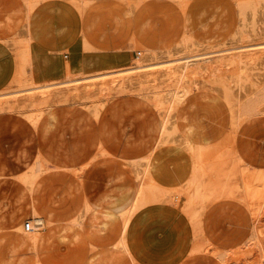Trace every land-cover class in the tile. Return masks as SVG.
<instances>
[{
    "label": "crops",
    "instance_id": "obj_1",
    "mask_svg": "<svg viewBox=\"0 0 264 264\" xmlns=\"http://www.w3.org/2000/svg\"><path fill=\"white\" fill-rule=\"evenodd\" d=\"M88 1L91 4L77 21L75 37H70L66 42H62L63 44L61 43L59 48L51 41L67 38L71 32L69 25L61 23L60 18L58 22H44L43 17H39L35 7L33 8L29 20V31L31 41H34L36 49H38L32 56L31 65L34 73L39 69L36 66L38 59L47 63L51 59H56L57 54L75 48L79 42L93 50L92 53L83 56L81 54L84 72L90 74L104 70L106 63L112 66L124 64V61L119 60L118 62L113 59L116 52L121 50L124 44H136L142 49L151 51L173 48L184 37L185 26L195 38L209 44L221 43L227 37V33L220 32L221 27L218 26L214 18L212 21L209 19L208 22L194 23L193 15L190 13L191 9L184 12L181 20L180 11L173 8L175 12L172 14L180 15L177 18V24L164 22L169 11L162 13L161 6L163 5L165 8L169 6L165 3L166 0H142L141 4L126 8L119 6L117 0ZM129 8L133 9L132 14L131 12L128 13ZM58 10L55 7V12ZM49 14L52 15V12L49 11ZM55 14L59 17V14ZM48 37L51 38L48 39ZM8 50L5 45L0 46V56H8ZM106 55H108V59H105ZM67 58L65 54L64 59ZM52 71V75L61 76V65L59 64ZM4 83L6 82L0 86L5 85ZM193 95L195 97L190 96L180 108L178 127L182 128L188 124L195 128L204 126L205 131L214 133H217L219 128L228 127L230 119L226 118L222 110L219 113L221 105H217L218 102H215L214 96L206 93ZM132 98H124L120 103L127 105L122 111L135 112V115L133 114L128 118L122 117V119L116 116L112 123L113 128L105 120L103 122L99 120L100 117L99 121L95 122L94 119L96 120V118H92L87 112L85 117L86 119L92 118L89 121L91 125L87 124L88 120L82 119L78 126L81 129L80 135H55L52 138L51 130L57 122L55 114V106L57 105H54L43 113V120L39 121L40 117L36 123L32 124L36 125L40 122L39 129L35 127V133L38 129L40 138L48 135L45 145L43 142L42 145L29 148L26 147L29 143L27 140L16 149L7 145V152H4L1 146L0 264H7L10 259L13 264H19L17 261L19 258H21L20 264H34L33 257H38V253L40 255L39 264H51L50 256L57 255L61 246L65 245L67 248L78 241L84 243L85 239L95 240L94 244L97 246L94 247L98 250L93 260H90L88 264H132L128 257L113 247L121 236L122 227L119 221L122 218L116 213L118 205L115 203L118 194L123 189H128L131 194L137 189V180L130 169L126 167V164H130L132 160L142 158L147 154L150 146H146L144 143L154 142L149 139L152 137H147L148 130L156 126L158 122L157 115L153 119L152 113L154 111L146 101L136 99V97ZM133 105L135 108L132 107ZM58 106H64L66 111L78 109L77 105L70 103ZM250 119L241 123L237 129L234 139L235 152H237V157L247 166L264 170V115L253 116ZM88 127L93 129L92 133ZM111 129H121L123 134L110 135ZM216 140L218 138L204 142L199 137H191L190 141L197 146H206L214 145ZM99 142L109 153V160L89 167V162L97 151ZM51 143L56 144L53 147L50 146ZM109 143L119 146L112 150L107 146ZM182 155L185 154L177 152L171 157L172 162L175 165H183L186 162L190 164V158ZM110 157L118 161H114ZM96 160L100 161V158L97 157ZM8 163L11 165L9 166ZM47 166L50 168L43 171ZM70 172L76 175L86 172L87 174L81 182L71 183L68 180ZM42 174H55L57 176L65 174L64 194L60 198L56 194L54 198L50 197L44 206L43 213L40 211L41 205L38 196L41 181H37L38 176ZM157 175L159 176L158 171L155 176ZM13 177H18L23 187L20 188L21 192L16 196L14 203H10L8 185L9 179ZM73 185H75L76 191ZM77 192L80 195V205L65 210L64 217L58 215L57 207L70 205L69 201L74 200L75 195L73 193ZM84 198L86 202H84ZM86 206L88 211L83 216L82 211ZM28 215L27 220L34 215L41 221L49 222L50 226L44 229L43 238L36 254L27 248L31 253L25 254L23 250L13 253L11 249L20 239V233L14 227L19 225L23 227L27 221L23 222V219ZM80 216L83 217L77 223ZM200 223L202 234L212 247L210 250L220 248L219 253L215 256L210 252L184 254L187 243L186 227L184 221L175 214L174 210H156L145 214L136 223L132 237L133 245L140 255V264H223L219 260V256L225 257L228 250H233L247 242L251 218L241 205L224 199L210 204L204 211ZM83 225L84 232H81L79 229ZM64 226L73 227H70V231L64 232L61 229ZM166 241L168 244L165 246ZM156 243L159 248L155 245ZM160 243L164 245L162 246ZM166 248L167 250H164Z\"/></svg>",
    "mask_w": 264,
    "mask_h": 264
},
{
    "label": "rangeland",
    "instance_id": "obj_2",
    "mask_svg": "<svg viewBox=\"0 0 264 264\" xmlns=\"http://www.w3.org/2000/svg\"><path fill=\"white\" fill-rule=\"evenodd\" d=\"M117 1L119 6L126 8L130 6L135 7L141 4L142 0H117ZM165 3H167L169 6L165 8V6L162 5L161 11L162 13H166L167 10L169 12H167L168 16H166L164 22L170 24L171 23L177 24V18H179L181 15L180 19L182 20L184 12L191 9L192 11H190V13L193 15L194 23H199L204 21L208 22L209 19H211L212 21V19L214 18L216 19V23L218 24V26L221 27L220 32L223 34H225L226 32L228 34L230 30L234 31L237 22L236 13L239 12V10L240 12L242 11L243 13V10L247 9V10H251V13L255 14V10L257 7L259 6L264 7V0H166ZM90 4L91 2H89L88 0H0V46L5 45L9 49L7 51L8 56L7 55L0 56V84L6 82L4 83L5 85L0 86V93L6 94V96H3V99L1 100L2 106L0 109V148L2 146V150L4 152H7L6 150L7 145L8 146L10 145L14 149H16L21 145H23V142L27 140L29 141V143L28 145H26V147L28 146L29 148H33L35 146H38L39 144L42 145L43 142L44 145L47 143L48 135L45 137L41 136L40 138V134H38L40 122L39 124L37 123L36 125H32V124L36 123V121L40 117L41 118L39 121L43 120V113L46 111V106H48L46 102L50 99V97L48 96L49 93H46L43 96H41L42 98L36 105L23 106L21 109L17 111L13 110L14 108L13 105L16 102V99L22 98L25 95L29 94L30 92L27 91L32 87L39 88L60 82L61 81V79H59L60 76L52 75L53 72L52 70L55 69L56 66H59L60 64L62 67V71L71 69L83 63L81 59V54L83 56L88 53H92L91 51H93L79 42L75 48L57 54L56 59H51L50 60L51 62L49 61L47 63H44L41 59H38L36 66L39 69L35 71V73L34 71H32V74H30L31 72H29L28 67L32 62L33 54L38 50L36 49V45L34 41H31V36L29 31L30 28L29 20L33 8L35 7L34 9H36V14L40 15L39 17H43L44 22L51 21L52 23H54V22H58V19L60 18L59 21L61 23H65L69 25L71 32L69 33V36L67 38L59 39L58 41L56 39H53L51 41L54 42L56 46H58L57 48H59V46L63 44L62 42H66V40H68L70 37L72 38L75 37L77 33L76 31L77 21L78 19L81 18V16L90 6ZM55 7L59 9L57 12H55ZM173 8L180 11L179 12L180 15L179 14L173 15L172 13L175 12ZM49 11L52 12V15L49 14ZM130 12L132 14L133 12L132 8H129L128 13ZM55 13L59 14V17H57ZM127 16L129 17V14H127ZM15 17L16 18L22 17L21 20L23 19L24 21L25 20L28 21V33L30 36L29 39L24 35L23 30L17 31V29H15L14 27L12 28L11 26H8V28L6 29H2L1 26L2 24L5 23V22L3 23L2 21L6 19L12 20ZM20 23H22V21H20ZM24 27L25 25L23 26V28ZM50 36L52 37V35ZM51 37H48V39ZM181 40L179 41V43L181 42ZM262 42H264V40L254 41L249 44H258ZM179 43H177L173 48L169 50L164 49L167 53H171L172 55L167 60H172L176 58L173 49H175L179 45ZM225 47L226 46H224L223 48ZM51 51L53 50L51 49ZM159 52L160 50L151 51V50L142 49L138 47L136 44L134 45L124 44L122 49L116 52L113 58L115 61L117 60L118 62L119 60L124 61L125 62L124 64H121L119 66H112L109 63L108 64L106 63V67L104 70L82 76L87 77L90 75H98V74L102 75V73L103 74L114 73L124 69H128L133 67L131 66V63H133L137 59V56H143L150 53L152 54ZM65 54L68 57L67 59H64ZM108 58H109L108 55H106L105 59ZM111 77L112 76L105 77L103 79L104 82L108 84ZM31 83L35 85H30ZM197 91H194L191 94V96L195 97L193 94L198 95L199 93H206L207 95H210L212 97L217 96L216 93L210 90L200 89ZM109 97L110 99H108L106 104L101 109L98 110L97 117H94L90 113L89 108L85 107L84 105H77L78 109H72V111H66L64 110L66 109L64 106H58V105L61 104L64 105L65 103L69 104L68 101L62 100L54 104L57 105L55 106L56 107L55 114L57 116V122L51 130V137L53 138L55 137V135L56 136H60V135L67 136L73 134L80 135L81 129L78 126L80 125V121L82 119L88 120L87 122L88 125H91L89 121L92 118H96V120L94 119L95 122L99 120L103 122L105 120L108 123V125H110L111 128H113L112 123L115 120L114 118L116 116L122 119V117L128 118L133 114L135 115V112L129 113L128 111H122L125 109V107H127L125 103H120L122 102V100H124V98L133 99L132 97H136V99L138 98L146 101L149 107H151L152 110L154 111V112L152 111L153 119L155 115H157L158 117V113L155 106L152 104V102L147 101L144 98H141L134 94H114V93ZM4 99H6L7 101ZM89 99L92 100V102L94 101V103H97L96 101L98 100L93 96ZM13 100H15V102ZM221 100L217 103V105H221V107L219 108V113L222 110L226 118L229 120L231 119L230 111H229L230 108L226 101H224L223 99ZM4 101L8 103L6 104ZM91 104L89 105L92 106ZM7 106L9 108H7ZM132 107L135 108L134 105ZM87 112L88 114L90 113L89 115L92 118L86 119L85 115ZM99 117L101 119H99ZM232 124L233 123L231 122L229 123L230 130L237 125L236 124L235 126H233ZM35 127L38 128L36 130V133H35ZM224 129L226 130L228 129V127ZM88 130L91 133L93 132V129L91 127L90 128L88 127ZM111 131L112 132L109 133L110 135L123 134L121 132V129H111ZM214 143H215L214 145L200 146V148L198 147V150L195 151L196 153H194V156H191L189 153L187 154L186 152H182L185 154L182 156L190 158V164L189 162H186L183 165H175L172 162L171 157L174 156L176 153L172 152L171 148L164 147L162 151L158 152L154 157V162L160 168V169L158 168L159 176L158 175L156 176V183L151 185L149 189L145 191L144 203L149 208H151L150 212L156 210H165V211L174 210L175 214L180 216L181 219L184 221L186 227V233H187L186 242L190 237L189 235L190 232L196 229V233H197V236L195 238L196 248L188 251L184 250V254L210 252L214 256L217 253H219L218 250H220V248H216L217 250L214 249L210 250V248L212 247L206 241L201 231V223H200L201 217L204 211L206 210V208L215 201L226 199L238 203L250 215L251 218L250 234L247 237V242L245 244L239 245L233 250H228V252H226L225 257L219 256V260L223 263V261L226 260L227 258L236 256L238 258L247 257L248 260L254 262L256 252L253 253L254 249L252 247L253 227L257 228L260 238L264 244V213H263L264 210L262 214L258 211L261 200L259 198V195L256 193L257 182L247 179L249 176H253L254 178H256L257 176L262 175V173L264 174V170L249 167L242 162L241 164L238 165V168L236 170L237 173L235 172L234 174V172L232 173L229 172L228 175L225 174L222 165H224L225 162L227 163L228 161L232 160L231 156H234L233 150L235 152L234 141L233 142L231 140L229 141V139L227 141H221V139H218ZM55 144L56 143H51L50 146L54 147ZM107 146L109 148H112L113 150L119 145L109 143L107 144ZM96 150L97 151L93 155H97L98 152H104L107 154V156L109 155V153L103 148V145L100 142L98 143V147ZM121 156L124 157L123 154H121ZM125 156L127 155L125 154ZM147 157H148V152L145 156L139 159L143 160ZM114 161H118V160L114 159ZM134 161L135 160H132L130 164ZM8 164L9 166L11 165L10 163ZM127 165H129V163L126 164V167ZM213 168L215 169V172L220 171L221 173L219 177L215 176L216 183L218 182L217 178L223 180L222 182L226 183L223 184L225 185L226 188H223L222 190L219 189V191L212 194L208 198V200L204 199L207 197L206 196L208 193L207 191L210 190V188L208 189L206 187L207 185L205 186V188H203L200 191V193H198V195H194V188H195L193 187L194 180L195 179L204 180L205 175H207V173H210L213 170ZM86 174L87 172L81 175H76L70 172L68 174L69 177L68 180L71 183L81 182L82 180H84ZM9 180H10V183L8 185L9 202L14 203L16 196L21 192L20 188L23 187V184L18 179V177L16 178L13 177L12 179ZM38 180L41 181L39 185L38 196L40 198V205H41L40 211L41 213H43L44 206L46 203H48L50 197L54 198V195L56 194L57 197L60 198L64 194L65 174L59 176L55 174H42L38 176L37 181ZM137 182H139V180H137ZM138 185L139 183H137L136 188ZM73 187L74 190L76 191L75 185H73ZM215 187L216 185L212 183L211 189L213 190ZM168 192L173 193L174 197L171 204L174 205L171 207L168 206L167 208H157L156 203L158 202V200L161 199L163 193L166 194ZM231 192L233 196L228 195ZM252 192L253 194H251ZM78 194H79L78 192L73 193V195L75 196L73 197L74 200L72 202L71 200L69 201L70 205L66 207L58 206L57 214L64 217L65 210H69L70 208H75L76 206H79L81 200H80V195ZM84 202H86V199L84 200ZM187 203L188 206L186 205ZM150 212L148 211V213ZM28 217L29 215L26 216L25 219H23V222L27 220ZM119 221H120V225H122V220L120 219ZM83 227L84 225L81 226L79 229L81 232H84ZM14 228L18 229L21 235V229L23 228L22 225H19L17 227L15 226ZM194 235L195 234H193L192 236ZM94 242L96 241L85 239L84 243L78 241L77 243L72 244L67 248H65L66 247L65 245L61 246V249L58 250L57 255L50 256V260L52 262L51 264H88L90 260H93V258L96 255V252L98 251L96 247H94L97 246L96 244H94ZM19 244H20V240H18V242H16V244L13 245L12 249L16 250V253L21 252L22 250L25 252V254H27V252L31 253L26 249L25 246L18 249ZM39 256L40 255L38 253V257L37 256L36 258L33 257L34 264L35 263L39 264V260H38ZM140 261L141 260H139L138 264H140Z\"/></svg>",
    "mask_w": 264,
    "mask_h": 264
},
{
    "label": "bare ground",
    "instance_id": "obj_3",
    "mask_svg": "<svg viewBox=\"0 0 264 264\" xmlns=\"http://www.w3.org/2000/svg\"><path fill=\"white\" fill-rule=\"evenodd\" d=\"M236 15L237 22L234 31L229 32L226 39L224 38L225 40L221 43L209 44L199 41L185 26L184 37L179 45L173 49L174 55L176 56L175 59L167 60L172 55L162 49L159 53L137 56V59L131 63V66H133L131 68L114 73H102V75H90L87 77L82 76L86 75L84 72V63H82L71 69L62 71V75L59 77V79H61L60 82L39 88H33L31 86L32 88L27 91L30 92L29 94H24L25 96L16 99V102L13 100L15 102L13 110L17 111L23 106H33L38 104L42 98L41 96L49 93L48 96L50 99L47 102L45 101L48 104L46 110H49L54 104L65 100L71 105H84L89 108L90 113L94 117H97L98 110L106 104L108 99H110L109 96L113 93L134 94L152 102L155 106L158 113V122L156 126L148 130L147 134V137H152L149 139L154 142L144 143L146 146H150L148 157L143 160L137 159L127 165L130 171L136 176L137 180H139V182H137L139 185L133 194H131L128 189H123L121 192L119 191L118 198H115V205H118L116 213L122 218V227L120 233L121 236L113 247L121 254L128 257L132 264H138L139 260H141L139 258V252L133 245L132 237L136 223L151 210V208L144 203V195L145 191L149 189L151 185L156 183L155 174L157 171L159 172L160 169L154 162L155 155L162 151L164 147H167L171 148V151L175 153L186 152L187 154L189 153L191 156H194V153H196L195 151H197L200 146L191 143V137H199L204 142L215 138L221 139V141H227L229 139V141L231 140L233 142L237 129L241 123L253 116L264 114V42L249 44L254 41L264 40V7H257L255 14L251 13V10L245 9L243 10V13L239 10ZM21 18L22 17H15L12 20L6 19L2 21L5 23L2 24L1 27L2 29H6L8 26H11L12 28L14 27L17 29V31L23 30L24 35L29 39L28 21L21 20ZM20 21H22V23H20ZM22 25H25V27L23 28ZM224 46L226 47L223 48ZM28 70L31 72L30 74H32L31 64L28 67ZM107 76H112L108 84L103 80ZM30 85L35 84L31 83ZM200 89H206L216 93L217 96H214L215 102H219L223 99L228 103L231 116L230 122L233 123V126L237 124L234 128L232 126L233 129L230 130L228 125V129L223 130L219 128L218 132L214 133L205 131L204 126L195 128L191 124H188L182 128L178 127L180 108L187 102L188 98H190L194 91ZM3 96H6V94L0 93V109ZM92 96L98 99L96 101L98 104L89 99ZM5 103L7 104L8 102ZM7 108L9 107L7 106ZM233 153L234 156H231L232 160L227 163L225 162L226 165H222V168L227 175L229 172H234V174L235 172L237 173L236 170L238 165L242 163L234 150ZM97 157L100 158V161L96 160ZM108 158L109 157L106 153L98 152L97 155H94L90 160L89 167H94L99 163L106 162ZM48 168L50 167L47 166L43 171ZM220 174V171L215 172V169L213 168L210 173L205 175L204 180L195 179L193 186L195 187L194 195H198V193H200V191L207 185L206 187L208 189L210 188V190L207 191V197L204 199L208 200V198L212 194L218 192L219 189L222 190L223 188H226L225 185H223L226 183L217 178ZM215 176H217V183ZM247 180L257 182L256 193L261 200L258 211L262 214L264 210V174L262 173V175H259L256 178L249 176ZM212 183L216 185L217 188L215 187L212 190ZM251 194H253V192ZM228 195L233 196L232 192ZM173 197L172 192L166 194L163 193L161 199L156 203V207L167 208L168 206H173L174 204H171ZM186 205L188 206V203ZM87 211L88 207L86 206L82 211V215L84 216ZM34 217L36 218L34 215L30 216L29 220L33 222L35 220ZM82 217L80 216L78 218L77 223H79ZM38 222V226L32 225L28 230L23 226L21 229L18 249L25 246L28 250L31 249L33 254L37 253V249L43 238L42 232L46 227L50 226L49 222L41 221L40 219H38ZM74 223L76 224V222ZM70 227L64 226L61 229L64 232L70 231ZM193 234L195 235L192 236ZM189 235L190 237L185 248L186 251L196 248V229L191 231ZM157 243L155 245H157ZM177 243L179 242L177 241ZM166 244H168V242L165 243V246ZM161 245L163 246L164 244ZM252 247L254 249L253 253L256 252L254 262L248 260L247 257L238 258L234 256L227 258L223 263L264 264V244L257 228L255 227H253ZM167 248L164 250H167ZM11 251L16 253V250L14 249H11ZM172 255L174 256V254ZM17 261L20 264L21 258ZM12 262L13 261L10 259L7 264H12Z\"/></svg>",
    "mask_w": 264,
    "mask_h": 264
},
{
    "label": "built area",
    "instance_id": "obj_4",
    "mask_svg": "<svg viewBox=\"0 0 264 264\" xmlns=\"http://www.w3.org/2000/svg\"><path fill=\"white\" fill-rule=\"evenodd\" d=\"M39 222H38V219H35L33 222H31L30 220H27L25 223H24V228L26 230L30 229L32 225H35V226H38Z\"/></svg>",
    "mask_w": 264,
    "mask_h": 264
}]
</instances>
